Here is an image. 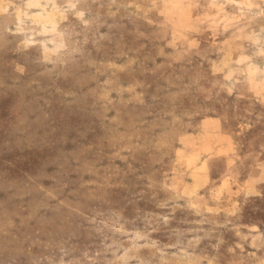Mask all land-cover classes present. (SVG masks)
<instances>
[{"label": "rangeland", "instance_id": "374dc122", "mask_svg": "<svg viewBox=\"0 0 264 264\" xmlns=\"http://www.w3.org/2000/svg\"><path fill=\"white\" fill-rule=\"evenodd\" d=\"M262 159L264 0H0V264H264Z\"/></svg>", "mask_w": 264, "mask_h": 264}, {"label": "crops", "instance_id": "0c3cea01", "mask_svg": "<svg viewBox=\"0 0 264 264\" xmlns=\"http://www.w3.org/2000/svg\"><path fill=\"white\" fill-rule=\"evenodd\" d=\"M202 165L200 164V168ZM230 178H221L217 182H215L214 187L211 189V191H208L209 195L212 193V197L218 198L226 193L231 194V189H233V185L230 184ZM264 181V159L261 161H258L254 163L251 168L249 169V172L247 176L245 177L244 181L241 183V187L243 188V191L246 192V190L250 189L253 185H256L260 182ZM193 183H188V185H192ZM242 190H239V194L243 192ZM236 193V192H233ZM242 193L241 195H243ZM245 195V194H244ZM232 200L229 201L230 207L235 208L236 204L238 203L237 199L234 200L233 197H231ZM234 203V204H233Z\"/></svg>", "mask_w": 264, "mask_h": 264}]
</instances>
